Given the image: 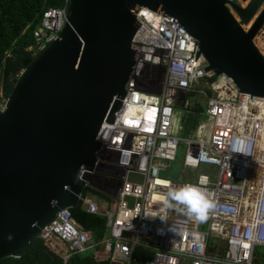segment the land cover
<instances>
[{
  "label": "built area",
  "instance_id": "obj_1",
  "mask_svg": "<svg viewBox=\"0 0 264 264\" xmlns=\"http://www.w3.org/2000/svg\"><path fill=\"white\" fill-rule=\"evenodd\" d=\"M68 3L42 13L27 47L33 57L58 39ZM135 17L130 47L136 64L113 122L103 121L95 137L99 152L106 148L103 162L114 169L110 172L120 186L102 210L82 190L77 194L85 212L107 219L102 253L110 264H136L137 248L151 252L143 264H264L263 99L242 92L223 74L205 71L206 61L196 57L197 41L174 18L145 8ZM158 68L165 74L160 90L139 88L143 71ZM191 96L204 98L208 139L202 132L196 139L175 135L174 113L188 111ZM238 140L244 154L233 151ZM180 145L183 174L163 177ZM97 165L98 160L93 170L80 171L82 189L91 187L88 177ZM187 170L193 174L189 178ZM185 184L211 193L216 207L205 222L188 216L174 201L172 207L165 205L166 193ZM39 238L65 261L88 250L99 257L92 233L76 223L71 208L60 210Z\"/></svg>",
  "mask_w": 264,
  "mask_h": 264
},
{
  "label": "water",
  "instance_id": "obj_2",
  "mask_svg": "<svg viewBox=\"0 0 264 264\" xmlns=\"http://www.w3.org/2000/svg\"><path fill=\"white\" fill-rule=\"evenodd\" d=\"M142 8L174 18L205 71L264 101L255 44L264 0H69L58 39L19 73L0 111V261L21 257L60 210L79 204L80 171L95 167L96 134L113 122L136 64L130 41Z\"/></svg>",
  "mask_w": 264,
  "mask_h": 264
},
{
  "label": "trees",
  "instance_id": "obj_3",
  "mask_svg": "<svg viewBox=\"0 0 264 264\" xmlns=\"http://www.w3.org/2000/svg\"><path fill=\"white\" fill-rule=\"evenodd\" d=\"M64 0H0V93L6 102L19 73L35 58L27 51L33 44V30L39 25L42 13L50 7H60ZM92 193L104 199L110 206L114 201L107 194L90 186L82 189V194ZM76 223L90 231L96 252L103 251V241L107 238V219L89 214L79 204L71 208ZM136 264L149 259L151 252L143 248L135 251ZM142 259V260H141ZM0 264H110L107 258L97 259L94 250L72 255L67 261L52 252L38 238L29 244L25 253L18 258L8 257Z\"/></svg>",
  "mask_w": 264,
  "mask_h": 264
},
{
  "label": "rangeland",
  "instance_id": "obj_4",
  "mask_svg": "<svg viewBox=\"0 0 264 264\" xmlns=\"http://www.w3.org/2000/svg\"><path fill=\"white\" fill-rule=\"evenodd\" d=\"M250 26H244L245 30H248ZM255 44L260 53L264 56V26L258 32V35L255 39ZM163 69H156L155 71H150L145 69L141 74L140 78H138V86L139 88L145 91H159L164 78ZM150 93V92H149ZM152 94V93H150ZM155 95V94H152ZM190 109L188 111H176L174 113L173 118V129L175 131V135L180 139H196L199 132L204 134L203 138L208 139L210 133V126L207 122V118L205 117V101L201 96H191L189 97ZM5 105L4 98L0 93V111L3 109ZM207 129H204L203 126L207 125ZM107 150L104 147L98 153V165L94 170L93 174L88 177V182L91 187L101 191L108 195V197L113 199V193L120 186V180L113 179V175L110 171L114 170L110 167L106 162H103V154L106 153ZM183 153L184 146L180 145L177 150V158L171 163V169L166 173L162 174L163 177H167L170 179H174L178 177L180 174H183L182 162H183ZM108 156V154H107ZM192 171H186V177H191ZM110 177V178H109ZM90 197L98 202L100 209L102 210L104 206H106L107 201L102 198H99L92 194L88 193ZM106 254L103 253L102 258H105Z\"/></svg>",
  "mask_w": 264,
  "mask_h": 264
},
{
  "label": "clouds",
  "instance_id": "obj_5",
  "mask_svg": "<svg viewBox=\"0 0 264 264\" xmlns=\"http://www.w3.org/2000/svg\"><path fill=\"white\" fill-rule=\"evenodd\" d=\"M233 151L244 154L243 141L238 140L233 146ZM173 201L177 205L184 206L186 214L199 222H205L209 213L216 207L215 201L211 198V193L193 184H185L166 193L165 205L172 207L171 202Z\"/></svg>",
  "mask_w": 264,
  "mask_h": 264
},
{
  "label": "crops",
  "instance_id": "obj_6",
  "mask_svg": "<svg viewBox=\"0 0 264 264\" xmlns=\"http://www.w3.org/2000/svg\"><path fill=\"white\" fill-rule=\"evenodd\" d=\"M243 7H247V6H246V5H243ZM144 250H145V249H144ZM88 251H90V250H88ZM88 251H87V252H88ZM146 251H147V250H146ZM85 253H86V252H85ZM82 254H83V253H82ZM97 254L99 255V257H98V256L96 257L97 259H100V258L102 257V255H103L102 252H97ZM150 258H151V257H150ZM150 258H149V259H150ZM141 260H142V259H141ZM146 260H148V259H146ZM146 260H145V261H146ZM145 261L142 260L143 263H144Z\"/></svg>",
  "mask_w": 264,
  "mask_h": 264
},
{
  "label": "bare ground",
  "instance_id": "obj_7",
  "mask_svg": "<svg viewBox=\"0 0 264 264\" xmlns=\"http://www.w3.org/2000/svg\"><path fill=\"white\" fill-rule=\"evenodd\" d=\"M146 13V12H145ZM149 17V16H148ZM264 46L262 45V48H263Z\"/></svg>",
  "mask_w": 264,
  "mask_h": 264
}]
</instances>
